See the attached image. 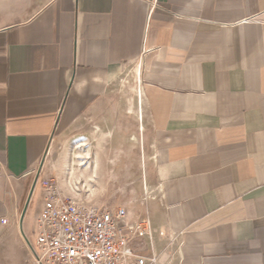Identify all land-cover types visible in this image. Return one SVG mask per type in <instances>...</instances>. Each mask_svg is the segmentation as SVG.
Returning <instances> with one entry per match:
<instances>
[{"label":"crops","instance_id":"crops-1","mask_svg":"<svg viewBox=\"0 0 264 264\" xmlns=\"http://www.w3.org/2000/svg\"><path fill=\"white\" fill-rule=\"evenodd\" d=\"M127 66L158 188L145 255L264 264V0H0V264H32L28 173Z\"/></svg>","mask_w":264,"mask_h":264},{"label":"rangeland","instance_id":"rangeland-1","mask_svg":"<svg viewBox=\"0 0 264 264\" xmlns=\"http://www.w3.org/2000/svg\"><path fill=\"white\" fill-rule=\"evenodd\" d=\"M137 90L133 67L127 66L102 100L67 124L59 125L42 161L28 173L30 186L37 176L41 186L51 184L83 201L126 205L135 212L143 210L148 201L156 200L158 188L144 115L142 123L137 119ZM87 148L98 158L93 179L82 171L89 163ZM91 165L92 171L95 161ZM40 197L36 186L25 215L28 225Z\"/></svg>","mask_w":264,"mask_h":264},{"label":"built area","instance_id":"built-area-1","mask_svg":"<svg viewBox=\"0 0 264 264\" xmlns=\"http://www.w3.org/2000/svg\"><path fill=\"white\" fill-rule=\"evenodd\" d=\"M38 180L32 194L38 186L41 197L28 246L32 264L157 263L142 243L151 231L146 207L135 212L126 205L86 202Z\"/></svg>","mask_w":264,"mask_h":264},{"label":"water","instance_id":"water-1","mask_svg":"<svg viewBox=\"0 0 264 264\" xmlns=\"http://www.w3.org/2000/svg\"><path fill=\"white\" fill-rule=\"evenodd\" d=\"M36 179H37V176H36V178L34 179V181H33V183H32V186H31V188H30V190H29V194H28L27 200H26V202H25V206H24V209H23V212H22L21 218L23 217V215H24V213H25V211H26V208H27V206H28V203H29V200H30V197H31V194H32V191H33V188H34V184H35V182H36Z\"/></svg>","mask_w":264,"mask_h":264},{"label":"bare ground","instance_id":"bare-ground-1","mask_svg":"<svg viewBox=\"0 0 264 264\" xmlns=\"http://www.w3.org/2000/svg\"><path fill=\"white\" fill-rule=\"evenodd\" d=\"M72 158V157H71ZM72 188V187H71Z\"/></svg>","mask_w":264,"mask_h":264}]
</instances>
